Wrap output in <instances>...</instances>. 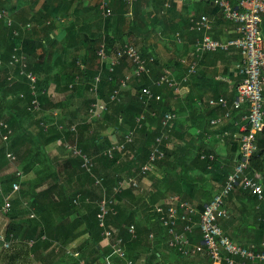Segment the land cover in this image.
<instances>
[{"label": "trees", "instance_id": "obj_1", "mask_svg": "<svg viewBox=\"0 0 264 264\" xmlns=\"http://www.w3.org/2000/svg\"><path fill=\"white\" fill-rule=\"evenodd\" d=\"M160 1L164 3V0ZM111 17L105 19V33L103 35L100 33L93 37L94 46L90 48V51L87 52V58L83 60L85 65L83 67L77 66L76 62L78 57L73 58L69 63V69L65 70L66 72L61 73L59 71L61 73V78L55 79L57 85L60 84L62 80L68 89L70 83L74 81V75L80 73L83 76L82 82L85 83L84 89L89 91L94 76L99 72V69L102 68V78L98 88L99 96L102 99L109 100L110 94L118 87L119 81L123 76V71L126 68V59L121 60L113 71L109 70L108 62H104L102 66H98L93 71L89 67L92 60L98 59L97 49L103 38H105L106 41V50L109 57L110 55L115 56L126 41L124 37L129 33H126V35H124V33L120 35L113 34V36L110 37L108 25ZM147 17L148 18H145V16H143L140 18L141 24L147 25L146 21L151 16L149 15ZM135 18L136 16L134 15L131 20V27L135 26ZM150 20L154 23L152 26H156L155 24L159 21L156 15H153ZM49 23L52 22L50 21ZM190 25L191 19H189L186 28L183 29L188 30L187 37H189V42H192L198 33L191 31L189 29ZM261 30L264 36V20L261 24ZM130 32L132 34L134 28L131 29ZM9 35V44L6 49H4V54L0 55V60L2 61V64H0V120L7 122L13 130V133L10 135L9 139L5 141L2 139L4 130L0 127V171L10 163V159L7 156L8 153L11 152L14 155L15 153H19V146L29 140L34 147L28 151L27 164L23 166V170L21 171L24 176H26L29 175L34 168L36 176L31 178L23 177L21 180L20 192L18 194L15 193V197L11 200V209L6 215L9 220L7 225V239H10V236L13 235V237L18 238L20 242H16L9 249L0 250L3 252L6 251L7 253L5 254V259H7L6 264H30L32 260L42 262L41 264H80L81 259H84L86 264H94L96 262L98 264H107L105 258L111 253V248L108 246L103 247L100 244L103 240V227L100 226L98 218V201L102 197L101 189L95 186V179L91 173L82 167V159L80 156H75L71 151L67 150L68 156L62 162H59V160L55 158L51 159V156H47L45 152V146L49 143L57 142L58 140L71 141L74 139L78 140V146L85 152L92 156L94 155L93 157L99 165H97L93 171L96 175L103 177V184L108 193V197L112 198L114 195L115 203L113 208L115 212L113 211L108 215L107 224L119 228L120 236L123 238L124 244L126 245L127 254L133 259L135 264H147L148 262H141V255L149 251L148 245H150L151 242L146 245L144 238H150V233L154 230L153 225L159 224L153 218L152 208L156 202L162 199L161 197H163L164 194L163 188L179 193L185 198L182 194L183 185L181 183L186 180H193V172H198V169H201L203 173L212 174L213 177H215L216 174V180L221 181L222 185L225 184L228 175L233 170V168L228 167L222 161L218 160V158L212 163L211 168H209L208 165L210 164L208 159L200 158V150L193 151L183 163L175 161L170 158V152L165 148V158L158 160L149 172L154 173L156 167H166L165 173H163L161 177H156L158 182L156 181L154 184L155 190L153 187L149 190H142L143 192H135L132 188H127L121 193L114 194L113 189L118 184V181L127 176H135L143 186L142 179L145 178V176L140 170L148 161L149 153L155 145L156 137L164 131L161 124L162 116L165 112L171 110L175 111L177 114L179 113L177 110L171 109V105H169L168 102H164L162 95L163 91L167 89L169 93H173L172 90L167 87H153L156 93L162 95V99L146 107L138 99L137 91L142 86L152 85V79H156L166 67L178 71L176 75L177 78L180 79L186 73L185 66L181 64L179 60H176L179 66L177 69H174L172 64H167L165 67L160 68V72L156 77H152L154 71L153 65L157 64L158 57L147 48L140 50L144 57L149 59L154 58L155 60H153L154 63L151 65L153 69L151 76L144 75L140 81L134 82L137 84V91L135 94L131 96L126 95L125 98L119 102L109 103L108 110L103 113L101 118H97L99 120L97 124L99 125L94 126V123L92 124V122L88 121L90 116L89 106L92 101V99H88L85 103L86 108L83 111L84 115L78 118V120L72 118L70 121L68 120L70 124L77 125V133L67 130L62 131L58 129L56 125H52L48 131H44L40 126L42 120H46L47 122L58 120L60 123L67 120L64 117L62 118L60 114L59 116H53V118H47V114L51 111L53 112L54 109L63 108L65 103L54 102L50 98L47 93L49 81L45 77L40 76V73L45 74L48 71L42 65L36 63L32 64L29 61L26 70L32 71L37 75L35 89L42 107L39 112H33L29 109L35 97L34 91L27 77L20 74V64L17 63L15 66H11L9 65V61L14 46L22 45V52L28 56H36V49L42 46V44L34 40L30 34L24 35L22 31H20V35L13 36L12 30H9ZM226 52L228 51L218 50L206 52L200 60V66L205 57L214 53ZM10 75L17 77L18 81L12 83L9 80ZM197 77H199V71L190 78L189 82L186 83L187 86L189 87L192 80ZM238 80L239 83L240 78H238ZM80 83L74 86L75 90L78 88L80 89ZM130 91L131 90H128L126 94ZM20 93L23 94V97L19 96ZM15 95L17 96L16 98ZM201 98L202 96L199 98L195 97L192 89L187 92L184 97L185 104L183 105L182 111H188L186 115L191 118L189 123L190 128L189 125L184 128V125L181 121H178V118L169 126V128H171V135L175 134L181 140L188 138L192 141L206 142L205 129H203L197 121V115L202 108L201 104H199ZM216 98H218V95ZM142 112L145 113V119L142 121L141 127H137V132H140L143 141H141L140 144H136L137 141H135V143L129 145V148L135 151V158L117 163L119 158L118 154H116L114 158H110L106 154V151L112 146L109 137L101 134L98 129L95 131V129H104L109 126L120 129L123 124L127 130L136 128L137 117ZM153 112L154 115L152 114ZM236 112H238V110H234L232 114L235 119H239L242 114L239 115ZM5 113L9 114L8 118L3 117ZM39 114L43 115L38 116ZM25 118H32V126H25ZM237 130L238 127H236L233 132ZM217 132L219 133V131ZM220 132H223V130ZM213 134L215 135L216 133L214 132ZM121 140H124V136ZM257 144L258 150L251 160L250 171L257 170L264 175V129L257 134ZM95 147H98L97 150ZM177 149L178 148L174 150V153ZM96 151L98 153H96ZM42 153L46 155L40 156ZM29 155H31V157H29ZM37 157L39 160H37ZM37 162L38 166H36ZM121 170L127 172L124 174L120 172ZM155 176L156 175L153 176L154 179ZM195 177L198 181V176ZM17 179L18 176L15 172L1 176L0 181L5 194L10 193L12 184ZM45 182H49L48 185L44 188H40ZM67 185H69V187H67ZM242 193L254 198L257 204V196L244 190H242ZM78 195L79 202L75 204L74 199ZM25 202L27 203L25 204ZM125 203L126 205L123 206L122 204ZM2 204L3 198H0V206ZM132 205L138 206L139 209H133ZM137 213H141V215H143L142 219L147 220L151 225L146 227L141 226L138 223L139 221H137ZM31 214H34V216L31 217ZM255 215L257 219H260L258 220L259 228L264 230V211L256 210ZM131 224H135L136 226V237H133L128 231V227ZM43 235H45V238L42 237ZM81 237H85V239L76 246L81 252V256L75 257L68 255L66 247H73L74 242ZM31 239H34L35 243L30 247L27 242ZM56 243L60 245L57 248H52ZM152 255L157 254L153 253ZM21 256L24 261L18 262ZM88 257L91 261L88 260ZM150 258L151 257L147 259L149 261L148 264H153ZM207 259L209 260L208 264L213 263L209 257H207ZM221 264L226 263L221 262Z\"/></svg>", "mask_w": 264, "mask_h": 264}, {"label": "built area", "instance_id": "obj_2", "mask_svg": "<svg viewBox=\"0 0 264 264\" xmlns=\"http://www.w3.org/2000/svg\"><path fill=\"white\" fill-rule=\"evenodd\" d=\"M112 0H100L98 8L102 18L107 19L113 15ZM122 2L127 10L126 16L132 17L133 6L135 3L144 0H118ZM219 7L224 17L234 23L236 27L237 37L227 40L214 38L211 34L212 21L206 14L194 17L191 20L189 29L197 32V36L189 46V52L186 56L179 58L181 64L186 68V73L178 79L172 69L164 68L156 79H152V85L142 86L137 91L138 99L146 107L151 103L158 102L162 99L160 93H156L153 87H167L172 90L175 96L182 93V90L189 82L190 78L197 74L200 68V60L206 52L210 51H230L237 49L240 54V60L235 64V70L240 78L237 85V96L230 101L226 97L218 99L210 98L207 103L211 107L222 108L223 114L213 116L209 119L211 127H218L226 121L233 119L234 125L238 127L237 139L240 142V150L237 157L236 165L224 185L215 193L213 198L207 202L202 210H199L190 201L183 198L178 193L166 195L160 201L155 203L152 208V215L165 230L166 244L171 249L184 258L197 256L199 254L206 255L214 263L225 262L226 264H264V248H259L254 245H245L233 240L222 228L219 220L228 216L225 208V200L232 192L240 193L242 190L248 191L250 194L257 196L258 200L264 203V185L262 183V175L259 171H250L251 160L253 155L258 150L257 134L264 129V36L261 30V24L264 20V0H205ZM172 0H164V9L171 6ZM0 22H2L9 30H12L13 36L20 35L21 27H15V20L6 8L0 7ZM31 24H26L22 28L29 29ZM176 40L180 43L184 42L183 36L178 32ZM105 38L99 44L97 55L99 66L104 62H108L109 70L113 71L115 66L121 60L126 59L130 64L131 69L123 74L116 87L110 94L109 100L102 99L99 96V84L102 78V68L94 76L93 82L89 89L92 99L89 106V121L99 119L103 113L108 110L109 103L119 102L127 95L126 92L132 88L134 82L140 81L144 75L151 76L152 68L150 63L154 58H146L142 55L139 47L131 40L125 41L122 48L119 49L114 57H109L106 50ZM29 62V56L22 52V45L14 46L9 65L15 66L20 64V74L25 75L33 89L34 99L31 102L29 109L33 112L41 111L42 107L36 94L35 84L37 75L32 71H27L26 67ZM0 64L2 61L0 60ZM77 66L83 67L81 61L76 62ZM12 83H16L18 78L14 75L9 76ZM83 76L80 73L74 75V81L70 83V89L82 82ZM48 93V89H47ZM49 95V94H48ZM203 100L199 104L203 105ZM248 106V112L243 114L239 119H234L232 113L234 110H240L242 106ZM154 115V112L152 113ZM53 116H59V113L54 112ZM145 119V113L142 112L137 117L136 128L129 129L124 133V140L112 142V146L106 151L110 158L119 155L117 163L128 161L135 158V151L129 148V145L135 143L137 127H141L142 121ZM178 119V114L171 110L163 114L161 124L163 133L155 139V145L149 153V158L146 164L141 167L140 172L144 175L150 172L158 160L165 158L168 148V138L170 136L169 126ZM56 125L58 129L64 131H72L77 133V125L70 124L68 120L60 123L58 120L47 122L42 120L40 126L44 131ZM0 127L3 128L2 139L7 141L13 130L5 121H0ZM199 132V130H198ZM229 135V130L217 134ZM207 139L212 137V134L205 132ZM63 148L71 151L73 155L80 156L82 159V167L90 172L94 177L96 187L102 189V197L99 199V223L103 227V241L111 248V253L106 256L107 264H113V257H117L119 264H135L126 250L123 238L120 236V230L116 226L107 224L108 215L114 211L115 203L114 195L107 197L106 188L103 184V177L96 175L93 171L95 162L92 155L85 152L77 144V139L71 141L58 140ZM74 142V144H72ZM10 161L15 160V155L8 153ZM201 159H208V167L211 168L212 163L217 159L214 152L202 151ZM18 179L13 182L9 194H5L4 188L0 181V198H3V204L0 206V220L2 217H7V213L11 209L12 198L14 191L18 192L21 188V180L24 174L21 170L14 171ZM1 180V178H0ZM127 188H132L135 192H141L143 186L135 176H127L118 181L114 187V194L121 193ZM79 202V195L74 199V203ZM27 202H25L26 204ZM115 212V211H114ZM34 214H31L33 217ZM7 225L0 223V249H9L16 242H20L18 238L10 236L7 239ZM2 226V227H1ZM197 227L200 230L199 240H196ZM129 233L136 237V226L131 224L128 227ZM153 237V233L150 235ZM45 238V235L42 236ZM28 246L35 243L34 239L28 240ZM68 255L80 257L81 252L73 245L66 247ZM80 264H86L84 259L80 260ZM148 264V263H147Z\"/></svg>", "mask_w": 264, "mask_h": 264}, {"label": "crops", "instance_id": "obj_3", "mask_svg": "<svg viewBox=\"0 0 264 264\" xmlns=\"http://www.w3.org/2000/svg\"><path fill=\"white\" fill-rule=\"evenodd\" d=\"M99 1L100 0H0V7L3 6V8H6L10 12L15 20V27H21V31L24 35L30 34L34 40L42 44V46L36 49V56H29V61L32 64L36 63L42 65L48 71L45 74L40 73V76L45 77L49 81L48 94L50 98L54 102L65 103L63 108L60 107L53 111L59 113L62 118H65V112L73 116L72 119L78 120V118H81L80 115L86 108L85 101L82 107L76 105V101H78V98L83 100V97L88 95L90 98L91 96L90 93L84 89L85 83L83 82L80 83V89L78 88L75 90L70 89L69 86L67 89L66 84L62 80L60 84L57 85L55 79L61 78L60 74L66 72V69H69V63L73 58L78 57L77 61H81L82 64L85 65L83 60L87 58V52L94 46L93 37L100 33H102V35L105 33L104 24L106 21L100 14L98 8ZM232 1L235 2L236 0ZM163 4L164 3H161L160 0L139 1L135 3L132 8V17H128L126 16L127 8L122 2L118 0L111 1L113 15L108 25L110 37L113 36V34L120 35L124 33V35H126V33H129L124 37L126 41H133L140 50L147 48L154 52L158 57V62L153 65L154 71L152 77H156L159 74V66L165 67L167 64H172L173 68L177 69L179 66L176 60L188 54L191 43H189L186 37L188 36V30L183 28H186L189 19L192 20L194 17L206 14L212 21L211 34L213 37L215 36L214 38L227 40L237 37L234 23L227 20L222 10L212 3L205 0H172V6L167 9H164ZM134 15L136 16L134 19L135 26L131 27L130 24H132L131 20ZM149 15L151 17L146 21L147 25L141 24L140 18L143 16L148 18L147 16ZM153 15H156L159 20L158 23L155 24L156 26H152L154 23L150 20ZM50 21L52 23H49ZM2 24L3 23L0 22V55L4 54V49H6L9 44L10 37L8 28ZM26 24H31V28H22ZM133 28L134 32L132 35L130 31ZM178 32L184 38V42L180 44L176 40V34ZM110 57L114 56L110 55ZM239 60L240 54L237 49H232L230 52L226 53H214L205 57L199 69V77L194 78L190 86L188 87L186 85L182 93L177 95L184 96L192 89L195 97L199 98L202 96L201 100H203L204 103L201 107L203 109L201 108L199 111L197 121L202 128L205 129V132L212 134V137L209 139L206 138L205 143L192 141L188 138L185 140L178 138L174 150H176V148L178 149L170 156L171 159L183 163L193 151L200 150L201 152H214L218 160L222 161L228 167L234 168L240 150V142L237 139L238 130L233 132L237 126L232 123L233 119H231L218 127H211L209 125V119L213 116L222 115L224 110L218 107H211L207 101L210 98L218 99L221 96L233 100L237 96L239 77L234 67ZM99 65V59H95L90 62L89 68L93 71ZM130 69V64L126 62V68L123 74L127 73ZM172 71L177 77L176 74L178 71L173 69ZM217 95L218 98H216ZM19 96L23 97V94L20 93ZM16 97L15 95V98ZM183 103L185 104V101H183ZM171 109H175V104L171 103ZM243 112H248L247 105L242 106V109L238 110L236 113L243 115L245 114ZM233 118L235 119L234 116ZM31 121L32 118H25V126H32ZM190 121L191 118H189V123ZM107 129H109V131L111 130V132L107 133L111 142L121 140L118 139V135L120 134L119 130H116L113 126H109ZM221 130H229L230 134L217 136V134L222 133L220 132ZM212 131L216 134L214 135ZM217 131H219V133ZM170 146L171 143L168 145V148ZM33 147L34 145L29 140L22 143L19 146V153H15V160L10 161V163L0 171V178L16 170H23V166H25L28 161L27 153ZM60 150L64 153H68L58 141L49 143L45 146L47 156L49 155L51 159L55 158L59 160V162H62L67 156L60 153ZM46 154L42 153L40 156ZM60 154L62 157L59 158L58 156H60ZM29 157H31V155H29ZM37 160H39L38 157ZM36 166H38V162ZM165 169L166 167H156L155 172L152 173L151 176L143 178V190H149L153 187L155 190L154 184L157 181L156 177H161L162 174L165 173ZM154 175L156 176L153 180ZM35 176L36 172L33 168V171L24 177L31 178ZM195 176H198V181L195 179ZM215 177L217 178L216 174ZM215 177H213L212 174L203 173L201 169H198V172H193V180H186L181 183L183 185V196L201 210L222 186L221 181H217ZM48 183L49 182H45L40 188L46 187ZM262 183L264 185V175H262ZM164 191L163 196L176 193L170 189ZM132 206L133 209H139L136 205ZM225 208L228 212V216L220 218L219 220L224 231L233 240L241 244L264 248V230L259 228L258 220L260 219H257L255 215L256 210L264 211V203L258 200L256 204L255 199L249 195L243 194L242 192H232L225 200ZM140 225L146 227L151 224L145 220V222H142ZM153 226V237L144 238L146 245L150 242L151 244L148 245L149 251L142 253L141 262L149 263L147 259L151 257L150 259L153 264L209 263L207 256L202 254L189 258L181 257L174 249L167 246L165 229L159 224ZM197 229L195 237L196 240H199L200 230L198 227ZM84 239L85 237H81L74 242V245H79ZM101 246L107 247V242L102 240ZM153 253L157 255H152ZM88 260H90L89 257ZM23 261V257L21 256L18 262ZM113 261V264H119L118 258L115 256L113 257ZM6 262L7 259L4 264H6ZM94 264L98 263L96 262Z\"/></svg>", "mask_w": 264, "mask_h": 264}, {"label": "rangeland", "instance_id": "obj_4", "mask_svg": "<svg viewBox=\"0 0 264 264\" xmlns=\"http://www.w3.org/2000/svg\"><path fill=\"white\" fill-rule=\"evenodd\" d=\"M187 37V36H186ZM189 37H187V39H188ZM155 61V60H154ZM154 61H152L151 63H150V67H151V65L154 63ZM152 68V67H151ZM159 68H161L160 66H159ZM136 85L137 84H135V83H133L132 84V88H131V91L127 94V96H131V95H133V94H135V92L137 91V88H136ZM89 93V92H88ZM163 98H164V102H168V104L169 105H171V103L172 104H175V109L174 110H177V112H179L178 113V121H181V123L184 125V128H186V126H188V124H189V118H188V116L186 115L187 114V112L185 111V112H183L182 111V108H183V101L185 100L184 99V97H185V95L184 96H175L173 93H169V91L166 89L165 91H163ZM76 98H78V97H76ZM88 99H91V97L89 98V96L87 95L86 97H83V100L82 99H77L78 101H76L77 102V104L76 105H78L79 107H82V105H83V103H84V101H85V103H86V101L88 100ZM9 101H12L11 99H8ZM78 107V108H79ZM53 113L54 112H50L49 114H47V118H53ZM43 114H39L38 116H42ZM65 118L67 119V120H69L70 121V118H72L73 116H71V115H69L68 114V112H65ZM82 115H84V113H82L80 116L82 117ZM4 118H8L9 117V114H6L5 113V115L3 116ZM0 121H3V120H0ZM88 121H89V119H88ZM97 121H99L98 119H94V120H91V121H89V122H92V124L94 123V126H97V125H99V124H97ZM121 126V125H120ZM108 128V127H107ZM107 128H102V129H100V128H96L95 129V131H97V129H98V131H100V133L101 134H103V135H105V136H107V133H109V132H111V130L109 131V129H107ZM122 128V129H121ZM120 129H116V130H119V132H120V134L118 135V139H121V138H123V134L125 133V131L127 130V128L125 127V125L123 124L122 125V127H121ZM179 137H177V135H175V134H173V135H171V133H170V137L168 138V143L170 144L171 143V146L169 147V148H167L168 149V152H170V156L174 153V148L176 147V142H177V139H178ZM78 141V140H77ZM135 141H137L136 142V144H140L141 143V141H143V137H142V135L140 134V132H137V134H136V137H135ZM78 143V142H77ZM72 144H74V142H72ZM98 148V147H97ZM97 148L95 147V149L97 150ZM60 153H62V154H64L65 156H68V153H64L62 150H60ZM96 153H98L97 151H96ZM94 156V155H93ZM92 156V157H93ZM59 158L60 157H62V155L60 154V156H58ZM94 158V157H93ZM62 161V160H61ZM94 162H95V167L97 166V165H99V163L97 162L96 163V161H95V159H94ZM120 169V168H119ZM121 173H126L127 171H120ZM151 174L152 173H147L146 175H144L145 177H149V176H151ZM153 180H154V177H153ZM67 187H69V185H67ZM99 189H101V188H99ZM164 190H167L166 188H163ZM20 191H16V193L18 194ZM165 192V191H164ZM101 194H103V192H102V189H101ZM15 191H14V195H13V197H15ZM106 195H107V197H108V193H106ZM163 197H165V196H163ZM163 197H161V198H163ZM160 198V199H161ZM159 199V200H160ZM99 202V201H98ZM123 206H125L126 205V203L125 204H122ZM135 210H137V209H135ZM140 211V210H139ZM142 217H143V215H141V213H137V221H139L138 223L139 224H141L142 222L144 223L145 222V220L144 219H142ZM7 222H9V220H8V218L7 217H2L1 218V220H0V223L1 224H6ZM2 227V226H1ZM101 244V243H100ZM60 244H55V246H53L52 248H57L58 246H59ZM74 246H77V245H74ZM1 250V249H0ZM5 254H7L6 253V251H0V264H4L5 263V261H6V255ZM42 262H36L35 260H32V262L30 263V264H41Z\"/></svg>", "mask_w": 264, "mask_h": 264}]
</instances>
